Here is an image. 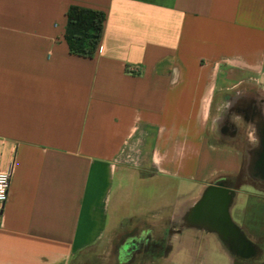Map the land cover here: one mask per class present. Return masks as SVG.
I'll list each match as a JSON object with an SVG mask.
<instances>
[{"label":"crops","instance_id":"crops-1","mask_svg":"<svg viewBox=\"0 0 264 264\" xmlns=\"http://www.w3.org/2000/svg\"><path fill=\"white\" fill-rule=\"evenodd\" d=\"M72 5L106 14L92 59L69 52ZM258 86L264 0H0V264H82L134 217L170 227L149 264H207L203 238L234 264L194 220L225 181L241 183L222 184L230 217L264 257V189L242 188L243 143L212 117Z\"/></svg>","mask_w":264,"mask_h":264},{"label":"rangeland","instance_id":"rangeland-1","mask_svg":"<svg viewBox=\"0 0 264 264\" xmlns=\"http://www.w3.org/2000/svg\"><path fill=\"white\" fill-rule=\"evenodd\" d=\"M257 89L264 95L263 86H258ZM217 114V111L213 112L212 117L215 119ZM212 122H214L213 119ZM246 164L247 160L245 159L244 168L238 177L243 184L242 188L245 187L244 189H247L248 184L252 183L250 177L246 175ZM140 174L143 175L141 171H139ZM257 188L264 189V186L259 185ZM169 231L170 227L166 223L149 224L142 218L134 217L121 224L114 238L108 241L103 249L99 247L93 249L82 264H149L153 257L161 255L162 248L168 241ZM131 235L135 236L131 238ZM129 241L130 244L125 246V243ZM217 242L212 238L199 240L200 246L205 247V249H199L200 260L203 259L207 264H229V256L216 249ZM132 244L136 245L135 248ZM230 255L234 264H264V257L241 261L236 258L234 253L230 252ZM74 264H81V262H74Z\"/></svg>","mask_w":264,"mask_h":264},{"label":"flooded vegetation","instance_id":"flooded-vegetation-1","mask_svg":"<svg viewBox=\"0 0 264 264\" xmlns=\"http://www.w3.org/2000/svg\"><path fill=\"white\" fill-rule=\"evenodd\" d=\"M244 95L238 94L227 97L230 105L218 112L215 124L222 136H231L233 140L243 143L247 164L246 172L254 187L264 186V95L257 88L247 87ZM235 99L239 103L232 104ZM244 129V130H243ZM252 133V136L249 133ZM245 133V135H244ZM225 183V184H224ZM224 184L231 189H236L241 183L227 182ZM228 250L236 257L246 258L243 246L236 237L224 239ZM263 250L259 244L254 243V253L246 260L259 259Z\"/></svg>","mask_w":264,"mask_h":264},{"label":"trees","instance_id":"trees-1","mask_svg":"<svg viewBox=\"0 0 264 264\" xmlns=\"http://www.w3.org/2000/svg\"><path fill=\"white\" fill-rule=\"evenodd\" d=\"M66 18L64 38L70 54L84 58H94L102 39L106 20L105 12L72 5L66 13ZM158 70H162L161 66Z\"/></svg>","mask_w":264,"mask_h":264},{"label":"water","instance_id":"water-1","mask_svg":"<svg viewBox=\"0 0 264 264\" xmlns=\"http://www.w3.org/2000/svg\"><path fill=\"white\" fill-rule=\"evenodd\" d=\"M231 200V190L227 187L222 184L209 186L194 209V220L204 227L217 231L223 239L236 237L243 246L246 256L250 257L254 247L242 236L231 220L229 213Z\"/></svg>","mask_w":264,"mask_h":264},{"label":"built area","instance_id":"built-area-1","mask_svg":"<svg viewBox=\"0 0 264 264\" xmlns=\"http://www.w3.org/2000/svg\"><path fill=\"white\" fill-rule=\"evenodd\" d=\"M12 170V166L0 169V207L8 199Z\"/></svg>","mask_w":264,"mask_h":264}]
</instances>
